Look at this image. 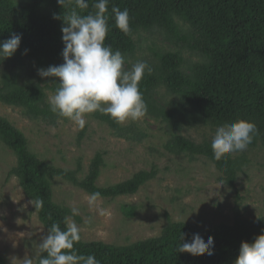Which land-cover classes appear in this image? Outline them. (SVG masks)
I'll list each match as a JSON object with an SVG mask.
<instances>
[{
	"label": "trees",
	"instance_id": "16d2710c",
	"mask_svg": "<svg viewBox=\"0 0 264 264\" xmlns=\"http://www.w3.org/2000/svg\"><path fill=\"white\" fill-rule=\"evenodd\" d=\"M89 8L77 9L81 15L94 12ZM130 14L131 32L125 35L115 25L112 7ZM74 7V5H73ZM69 11L58 0H0V42L13 34L22 37L15 54L30 60L38 70L64 63L65 44L62 40L63 16ZM109 32L105 40L113 50H120L125 63L133 57L138 45L133 39L141 31L160 33L166 41L182 49H188L200 60L188 63L181 52L154 50L155 62H146L152 69L139 84L147 104V115L166 125L172 134L164 145L168 154L187 155L194 159L209 160L220 172L223 183L236 188L238 175L246 161L231 154L221 160L214 158L212 141L196 143L180 133L184 127L211 125L217 129L225 123L240 119L254 122L258 133L249 146L260 141L264 145V0H109ZM189 25L190 33L183 34L177 20ZM5 60V59H4ZM0 59V103L23 110L32 120H42L57 125L60 120L50 111L47 92L54 93L59 78L23 80L19 72L2 67ZM186 68V69H185ZM185 69V70H184ZM164 88L172 96L161 102L158 91ZM95 120L108 126L121 139L140 142L145 134L136 126H123L109 115L93 113ZM81 132L79 139L84 137ZM0 142L19 157L18 165L9 177L18 179L26 196L32 201L43 200V207L36 210L45 229L59 222L64 230V217H72L71 209L53 201L52 182L60 179L91 195L101 193L102 199L136 195L148 182L154 180L158 171H141L131 179L116 185L100 187L98 180L104 167V156L98 153L90 164L88 174L80 178L83 167L79 163L74 170L57 168L39 160L29 151L27 138L10 122L0 117ZM264 233V217L245 220L240 209H235L234 224L217 225L201 229L191 223L169 221L160 237L137 242L129 246H115L102 242H84L74 245L79 254L94 255L100 264H235L242 242H253ZM191 242L199 234L207 242L214 238L213 255L193 256L177 251L181 243ZM0 264H8L0 257Z\"/></svg>",
	"mask_w": 264,
	"mask_h": 264
},
{
	"label": "rangeland",
	"instance_id": "374dc122",
	"mask_svg": "<svg viewBox=\"0 0 264 264\" xmlns=\"http://www.w3.org/2000/svg\"><path fill=\"white\" fill-rule=\"evenodd\" d=\"M177 24L183 34L190 33L189 25L179 19ZM133 39L138 47L125 68L138 60L155 62L154 50L181 52L188 63L200 60L188 49L170 44L158 32L141 31ZM0 59H3V68L21 73L23 80L37 79L30 60L18 54ZM51 94L47 92V101ZM157 97L161 102L172 99L164 88L158 91ZM0 117L24 134L29 151L39 160L66 170H74L80 163L83 167L80 178L88 174L92 160L101 153L104 167L98 180L100 187L127 181L153 167L157 169V177L136 195L107 201L99 198L92 206L88 202L90 195L85 191L55 179L52 182L53 201L63 207L79 209L80 215L71 218L81 228L84 242L129 246L160 237L169 221L191 223L201 229L220 224L231 226L237 207L245 220L264 217V145L260 141L255 147L248 145L245 151L231 153L246 161L236 188H231L221 181L222 175L209 160L168 154L164 145L172 134L166 125L147 114L138 121L128 120L122 124L134 125L143 132L145 137L140 142L118 138L108 126L95 120L93 113L85 116L87 122L81 140L79 136L84 128L69 119L60 120L55 126L48 125L42 120L28 118L20 108L1 103ZM215 132L211 125L187 126L180 135L202 143L212 141ZM18 163V155L0 142V257L8 264L12 257L20 264L19 259L33 254L32 242H39L47 235L18 179L9 177ZM86 219H90V223H85Z\"/></svg>",
	"mask_w": 264,
	"mask_h": 264
},
{
	"label": "clouds",
	"instance_id": "9594fccd",
	"mask_svg": "<svg viewBox=\"0 0 264 264\" xmlns=\"http://www.w3.org/2000/svg\"><path fill=\"white\" fill-rule=\"evenodd\" d=\"M58 3L63 9H69L62 17L54 14L55 19L64 22V63L38 70L42 78H59L55 92L48 96L50 111L69 119L81 129L87 122L85 116L95 112L109 115L118 124L142 119L148 109L139 84L145 71L151 74L153 69L139 60L125 68L121 51L105 44L109 32L106 16L109 0H95L92 4L95 11L85 15L77 9H88V0H58ZM111 11L116 27L125 35L130 34L128 9L122 11L113 6ZM21 39L20 35L13 34L10 39L0 42V57H12L20 47ZM257 133L256 124L244 119L218 126L211 143L214 158L221 160L228 154L245 151ZM100 197L101 193H92L88 198L89 205H94ZM31 203L39 210L44 202L35 199ZM71 213L72 216L80 215L75 206ZM85 223H90V219ZM64 225L62 230L59 222L53 223L47 235L39 242H32L33 254L19 259L20 264H100L94 255L79 254L74 248L81 240V228L77 223L65 216ZM213 246L212 236L206 242L199 234H194L191 242H184L182 234L177 251L193 256L213 255ZM16 259L12 257L11 264H16ZM235 264H264V233L253 242H242Z\"/></svg>",
	"mask_w": 264,
	"mask_h": 264
}]
</instances>
